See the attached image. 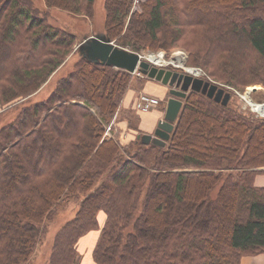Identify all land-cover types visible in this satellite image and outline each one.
<instances>
[{
  "label": "trees",
  "instance_id": "obj_1",
  "mask_svg": "<svg viewBox=\"0 0 264 264\" xmlns=\"http://www.w3.org/2000/svg\"><path fill=\"white\" fill-rule=\"evenodd\" d=\"M42 1L0 0V264H33L70 201L45 264H80L78 241L94 229L97 264H240L264 253V187L253 182L264 118L190 90L163 147L122 146L105 127L131 74L75 58L81 41L48 17H93L95 0ZM133 1L104 0V35L117 46H178L220 87H264V0H144L140 11Z\"/></svg>",
  "mask_w": 264,
  "mask_h": 264
},
{
  "label": "rangeland",
  "instance_id": "obj_2",
  "mask_svg": "<svg viewBox=\"0 0 264 264\" xmlns=\"http://www.w3.org/2000/svg\"><path fill=\"white\" fill-rule=\"evenodd\" d=\"M33 1L38 7H43L42 0H33ZM138 1L140 2L135 3L133 1L132 11L133 10L140 11L139 5L144 0H138ZM48 17H49V21L53 25L63 27L67 31L73 33L76 36V41L80 42L82 38L86 35L91 36V35H97V34L104 33V17H105L104 0L94 1V15L93 17H90V18L84 15L83 16L73 15L71 13L59 10L57 8L49 9ZM125 49L131 51L128 48H125ZM137 53L140 54L142 57H146V59H149L148 57L149 55L159 56L161 58L160 59L161 64H159L160 62L159 63L152 62V63L159 64L162 67L170 68L178 72H185V71H188V69H194L196 70V72H198L197 73L198 77L204 80L208 79L210 80L211 83H215V82H212L211 79L207 77L206 73L200 67L188 65V52L181 47L177 46V47H171L169 49L157 48L156 50H153V49L151 50L148 48V49H143L142 51L137 52ZM74 57L78 58V57H85V56L83 52L78 50L74 54ZM67 73H69V62L60 70L59 75H57L55 79L60 77L61 75H66ZM131 77H132L131 83H130L131 87L127 92L128 94L130 93V95H128V97L126 98L124 97L126 101L124 99L121 105L123 106L128 102L131 96V92H129L130 90L134 91L135 94L129 100L128 107L127 108L121 107L120 111H116L110 123L106 125L105 127V135L109 137L119 136L118 140L122 146L128 144L131 141V139L136 137L138 134L140 135L146 134V133H142L139 131V128L143 121V118H141V115L151 113L155 110H160L162 108L165 110L166 101L169 98V93H166L165 95H161V93H158L156 95L155 93L153 94L150 92V90H148L150 86H157L156 84L158 83L163 85L161 82H158L154 79H149L145 76L143 77L142 75H138L137 73L131 74ZM53 83L54 81L49 83L48 87L51 88ZM220 85L223 86L225 90L229 89L228 91H231L232 93L237 92L238 95H235V97L232 96L230 99L232 104H234L235 106L239 108H243L244 111L249 113L251 116L262 118L261 116L257 115L260 113L256 114L254 113L256 111L250 108V105L246 102L245 96H248V98L251 101L257 104L262 103L264 102V87H262L260 84H255V85H246L240 89L238 87L237 88H234L231 86L229 87L226 84L225 85L220 84ZM228 91H225V93H228L230 95ZM42 93H45V92L43 91ZM140 93H145V94L150 93V95L151 94H153L154 96L156 95L162 101L161 105L159 103L157 106L152 107L147 112H141L137 110L135 108V102ZM261 115H264V114H261ZM107 127L109 128L108 130H107ZM200 127L202 128V126ZM122 129L123 130L125 129V133H129V135L132 137L126 138L127 136ZM203 144L204 146H207L209 145V142L206 141V142H203ZM76 205L77 203H74V201H70L68 203L64 202L61 205L53 221L48 224L47 226L48 229H47V233L45 237L43 238L42 242L37 245L35 249V254H34V257L32 258L33 264H45L48 258V255L50 253V250H51L52 240H53L55 232L59 229V227H61V225H63L67 220L73 217L75 209H76ZM98 221H99V225L102 224V222L104 221L103 213L99 214ZM98 233H99L98 229H94V230L87 232L85 235H83L79 239L78 244H77V250L80 256V264H97L93 260L91 252L97 240Z\"/></svg>",
  "mask_w": 264,
  "mask_h": 264
},
{
  "label": "water",
  "instance_id": "obj_3",
  "mask_svg": "<svg viewBox=\"0 0 264 264\" xmlns=\"http://www.w3.org/2000/svg\"><path fill=\"white\" fill-rule=\"evenodd\" d=\"M76 47L84 53L86 59L92 62L122 69L128 73H134L137 70L143 76L169 87L170 96L166 101L163 117L159 120L153 134H138L136 136V139H139L143 144L160 147L165 145L182 106L181 99L185 98L188 91L202 92L207 97L213 98L217 102L222 101L224 104L230 97L217 84L197 77L189 70L178 72L151 64L137 52L115 45L104 33L86 35Z\"/></svg>",
  "mask_w": 264,
  "mask_h": 264
},
{
  "label": "crops",
  "instance_id": "obj_4",
  "mask_svg": "<svg viewBox=\"0 0 264 264\" xmlns=\"http://www.w3.org/2000/svg\"><path fill=\"white\" fill-rule=\"evenodd\" d=\"M156 85L157 86H150L148 89L153 94L155 93L157 95L158 93H161V95H165L169 90V88L167 86L161 85L160 83H158ZM129 92H131V96L129 98V100H130L135 93L132 90H130ZM153 94H151V95H153ZM128 95H130V93L129 94L127 93L125 98L128 97ZM124 99H123V101H124ZM129 100L125 105H123V106L121 105V107L127 108ZM125 101H126V99H125ZM163 112H164V109L162 108L160 110H155L151 113L142 114L141 118H143V121H142L141 126L139 128V131L142 133H146V134L147 133H149V134L153 133L157 122L160 119H162V117H163ZM123 131L125 133V129ZM125 134L127 136L126 138L132 137L129 135V133H125ZM256 170L258 172L254 176L253 182L258 187H264V167H258V168H256ZM240 264H264V253H261L258 255H253V256H243L240 260Z\"/></svg>",
  "mask_w": 264,
  "mask_h": 264
},
{
  "label": "built area",
  "instance_id": "obj_5",
  "mask_svg": "<svg viewBox=\"0 0 264 264\" xmlns=\"http://www.w3.org/2000/svg\"><path fill=\"white\" fill-rule=\"evenodd\" d=\"M134 2L136 3L139 1L134 0ZM235 93L237 94V92H235ZM159 103H160V100L157 97L151 96V95H148L145 93H140L136 102H135V108L141 112H147L152 107L157 106ZM256 105H257L256 109H255L256 112H254V113H256V114L260 113L257 115L264 117V115H261V114H264V102L256 104ZM250 108H252V107L250 106ZM108 129L109 128L107 127V130Z\"/></svg>",
  "mask_w": 264,
  "mask_h": 264
},
{
  "label": "bare ground",
  "instance_id": "obj_6",
  "mask_svg": "<svg viewBox=\"0 0 264 264\" xmlns=\"http://www.w3.org/2000/svg\"><path fill=\"white\" fill-rule=\"evenodd\" d=\"M149 57V61L152 63V62H155V63H159L160 62V57L159 56H152V55H149L148 56ZM146 58V57H145ZM152 64H154V63H152ZM159 64H161V62L159 63ZM159 64H155V65H159ZM189 71H192V72H194V73H192L193 75H195V76H197V73L198 72H196V70H194V69H188ZM245 98H246V102L252 107V109L253 110H255L256 109V104L257 103H255V102H253V101H251L249 98H248V96H245Z\"/></svg>",
  "mask_w": 264,
  "mask_h": 264
}]
</instances>
